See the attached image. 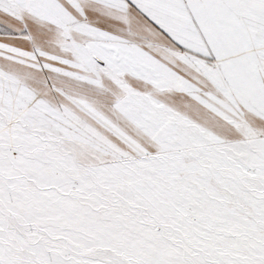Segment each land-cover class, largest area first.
Returning <instances> with one entry per match:
<instances>
[{
  "label": "snow or ice",
  "instance_id": "snow-or-ice-1",
  "mask_svg": "<svg viewBox=\"0 0 264 264\" xmlns=\"http://www.w3.org/2000/svg\"><path fill=\"white\" fill-rule=\"evenodd\" d=\"M0 264H264V0H0Z\"/></svg>",
  "mask_w": 264,
  "mask_h": 264
}]
</instances>
